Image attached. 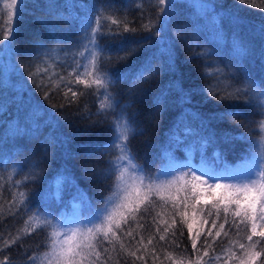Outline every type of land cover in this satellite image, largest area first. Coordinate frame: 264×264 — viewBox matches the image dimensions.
Returning a JSON list of instances; mask_svg holds the SVG:
<instances>
[{
  "label": "trees",
  "instance_id": "16d2710c",
  "mask_svg": "<svg viewBox=\"0 0 264 264\" xmlns=\"http://www.w3.org/2000/svg\"><path fill=\"white\" fill-rule=\"evenodd\" d=\"M199 1L206 6L203 13L189 0H171L165 14L158 13L157 0H18L17 14L7 17L0 10V262L7 257L8 264H31L29 256L48 251L50 229L37 228L31 235L22 231L36 227L34 215L63 227L83 225L100 213L109 197L117 198L110 165L115 153L110 145L113 122L121 115L132 130L129 147L134 163L146 176L160 173L159 181L172 179L171 173L187 167L219 173L217 157L238 172L259 159L264 135L258 95L264 86V0ZM98 14L105 18L95 50L109 81L108 92L118 105L106 113L98 112L102 96L95 85L68 84L75 80L69 76L73 61L85 63L78 52L84 51V30L95 26L92 21ZM149 22L151 32L143 27ZM125 26L129 31H124ZM9 27L15 29L14 41L3 46ZM129 46L138 49L137 55L119 59V49ZM29 72L35 74V83ZM247 80L257 85L250 95L220 99ZM68 88L78 92L71 104L64 95ZM67 99H72L71 92ZM191 185L192 178L186 176L149 193L142 207L152 202L156 207L139 220L145 227L136 228L129 221L135 240L143 236V244L117 233L129 250L139 247L137 256L143 260L126 256L119 242L113 241L116 252L108 264L116 260L119 264H196L198 260L199 264H239L243 254L239 243L247 244L250 233L239 217L232 216L234 206L225 223L222 207L217 218L214 201L195 203ZM21 191L27 200L17 207L12 200L15 196L18 202ZM144 194L141 189L139 196L133 192L130 198L142 199ZM188 224L193 226L191 234ZM164 228L169 229L166 234ZM197 232L201 234L194 250L192 238ZM161 234L164 241H159ZM17 235L20 240L5 245ZM150 235L155 237L152 245L147 243ZM205 241L211 245L207 257ZM104 246L111 251L107 241ZM257 264H264V256Z\"/></svg>",
  "mask_w": 264,
  "mask_h": 264
},
{
  "label": "snow or ice",
  "instance_id": "6c2138e0",
  "mask_svg": "<svg viewBox=\"0 0 264 264\" xmlns=\"http://www.w3.org/2000/svg\"><path fill=\"white\" fill-rule=\"evenodd\" d=\"M22 2V0H20ZM241 3H245L246 0H240ZM159 5L158 13L165 14L167 8L171 4V0H157ZM4 8L10 10L9 16L18 13V0H10V3H5ZM101 14H98L93 18L92 23L88 28L84 30L82 39L86 41L83 45L84 51L78 52L80 57L86 60V63L81 65L79 60H74V67L69 72V76L75 77V80H68V84L80 83L86 87L95 85L97 88V94L102 96L98 107V112H109L114 109L115 101L111 93L108 92L109 81L105 79V74L100 69V53L95 50L97 36L101 32ZM111 19V17H106ZM113 24H118L116 19H111ZM144 30L151 32L153 25L151 22L143 25ZM124 31H129L125 26ZM135 31V29H132ZM15 29L9 27L7 32L3 35V46H11L14 41ZM159 35V30H157ZM150 37H145V40ZM92 47H89V46ZM138 49L133 47H122L119 49L117 55L121 60H127L131 56L137 55ZM85 53H88L85 56ZM122 53V55L120 54ZM53 65H49L52 67ZM81 69H83L81 71ZM150 66L147 71H150ZM47 71V69H45ZM34 73L29 72V79L34 80ZM139 78H144V73L140 72ZM84 77H90L91 80H86ZM50 79V77H49ZM61 81L65 77L59 78ZM58 86V85H57ZM257 85L251 80H247L242 87L236 88L234 91H227L225 95L220 96V99H242L245 94L250 95V89H256ZM103 89L101 93L99 90ZM71 92L72 99H67L68 93ZM213 96L215 92L211 93ZM66 102L71 104L75 102L78 92L72 88H68L64 93ZM83 95V93H79ZM261 99V114L264 117V86H261L258 93ZM45 99H48V94L45 93ZM234 116L235 114H231ZM223 118V117H221ZM114 137L110 145L111 150L115 153V158L110 161L111 172L115 177V191L114 196L119 195L116 199L109 197L105 201L103 209L100 213L87 224L76 225L72 227H63L58 224H54L50 219H41L38 214L34 215L36 221V227L29 230L28 228L22 229L26 235H31L32 232L40 229H50L48 234V251H45L42 255H32L28 257L31 264H108V261L113 260L112 252H116V247L113 241L119 242V248L128 257H133L138 260H143V256H137L139 247L135 251L129 250L125 243L121 242L118 232L132 238V242L142 245L144 237L140 236L137 241L133 235L134 230L129 225V221L135 222L136 228L143 229L145 225L140 224L139 220L145 219V217L151 215L155 210V203L152 202L150 206H143L145 201L148 200V194L157 191L165 187H171L176 181H183L184 177L189 176L192 178L191 192L195 197V203H200L203 200L206 204L209 201H214L212 207L216 209L217 218H220L221 207L224 213V221L228 222L227 216L230 209L233 217L240 218V224L246 226L248 233L246 235L247 244L239 243V248L243 254L240 256L239 264H257V261L264 256V135H262L259 141V159L253 160L251 166L246 171L238 172L230 170L229 166L220 157L216 158L217 166L220 172H208L198 171L191 167L184 169H177V172L171 173L172 179L159 181L160 173L156 174V177L146 176L143 170L134 163V157L131 154L129 143L131 135V127L127 118L121 115L114 122ZM261 131L264 133V118L260 121ZM177 173H179L177 175ZM14 174V173H13ZM28 177H25V180ZM224 181V182H221ZM21 181H18L20 183ZM141 189L145 190V194L142 199H131L133 192L139 196ZM199 190V192L197 191ZM19 201H16L13 197L12 204L17 207L23 205L27 196L24 192H19ZM195 214V213H194ZM211 214V213H209ZM159 213H157V216ZM184 215H187L185 212ZM30 220L33 217L29 218ZM153 225H156L157 233L161 231L156 222V217L152 218ZM28 223V221H26ZM175 223V220H173ZM207 223V221H205ZM250 225V227H249ZM188 231L191 234L193 226L188 224ZM213 227H216V222L213 221ZM219 229H224V224L219 225ZM259 229V230H258ZM168 228L163 229V233H167ZM239 232V228H238ZM139 234V233H137ZM165 234L159 235V241L165 240ZM183 233H181L182 235ZM200 232L196 233V236L192 238V248L197 249V239L200 236ZM211 235V230H209ZM227 235V233H225ZM173 237L175 233L172 234ZM216 236H220V231L216 232ZM63 237V239H60ZM111 237V238H110ZM253 237H259L260 239L253 240ZM21 236L17 235L11 241L5 240V245L15 244L17 240H20ZM155 237L149 236L147 243L153 244ZM105 241L112 245L111 251L104 246ZM174 242V241H173ZM259 246V247H258ZM146 247V246H145ZM178 247V245H177ZM204 248L203 256H209L208 249L211 247L205 241L202 245ZM231 253L232 257H236V253L231 248L227 249ZM220 257L215 256L214 260L219 261ZM0 264H8V258L5 257ZM115 264H119V260H116ZM199 264V260L196 262Z\"/></svg>",
  "mask_w": 264,
  "mask_h": 264
},
{
  "label": "rangeland",
  "instance_id": "374dc122",
  "mask_svg": "<svg viewBox=\"0 0 264 264\" xmlns=\"http://www.w3.org/2000/svg\"><path fill=\"white\" fill-rule=\"evenodd\" d=\"M195 7H196V9H198L201 13H203L204 12V8H206V6H205V4H203V3H201L199 0H189ZM5 3H10V0H0V10L1 11H5V16H7L8 17V15H9V11L10 10H8V9H5L4 8V4ZM87 55H88V53H87ZM86 55V56H87ZM85 63H86V60H85ZM87 78H89L90 80H91V78L90 77H87ZM186 142V141H185ZM181 148L183 149V150H186V144L185 143H183L182 145H181ZM189 154H191V152H192V147H190V149H189ZM200 155H203V150L202 151H200ZM215 160H216V158H215ZM208 203H212V202H208ZM259 230V229H258Z\"/></svg>",
  "mask_w": 264,
  "mask_h": 264
}]
</instances>
